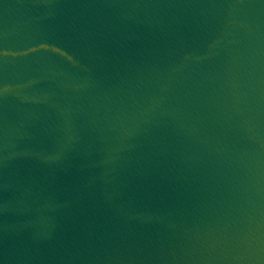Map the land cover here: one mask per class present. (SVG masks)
Returning <instances> with one entry per match:
<instances>
[{
    "label": "water",
    "instance_id": "1",
    "mask_svg": "<svg viewBox=\"0 0 264 264\" xmlns=\"http://www.w3.org/2000/svg\"><path fill=\"white\" fill-rule=\"evenodd\" d=\"M0 264H264V0H64Z\"/></svg>",
    "mask_w": 264,
    "mask_h": 264
}]
</instances>
